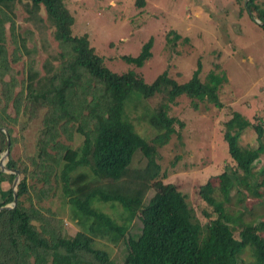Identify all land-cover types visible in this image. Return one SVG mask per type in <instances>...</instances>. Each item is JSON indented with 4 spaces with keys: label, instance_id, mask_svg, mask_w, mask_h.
Segmentation results:
<instances>
[{
    "label": "trees",
    "instance_id": "trees-1",
    "mask_svg": "<svg viewBox=\"0 0 264 264\" xmlns=\"http://www.w3.org/2000/svg\"><path fill=\"white\" fill-rule=\"evenodd\" d=\"M236 1L264 32L263 1ZM17 9L25 30L15 24ZM74 26L65 0H0V129L10 138L6 166L20 173L16 206L0 211V264H264V217L245 220V211L229 208L232 195L249 188L264 200V169L255 171L264 123L235 111L222 123L233 166L218 187H199L200 205L160 181L159 150L174 135L182 141L186 126L172 106L183 96L193 111L221 109L225 72L202 80L198 61L184 84L167 71L147 84L133 71L112 72ZM166 38L172 47L189 41L174 30ZM152 47L150 38L123 59L141 68ZM248 129L257 144L244 148ZM74 134L83 138L78 147ZM6 145L0 130V155ZM14 177L0 171V207L13 201L3 184ZM64 217L80 231L69 236ZM245 250L251 261L239 257Z\"/></svg>",
    "mask_w": 264,
    "mask_h": 264
},
{
    "label": "rangeland",
    "instance_id": "rangeland-1",
    "mask_svg": "<svg viewBox=\"0 0 264 264\" xmlns=\"http://www.w3.org/2000/svg\"><path fill=\"white\" fill-rule=\"evenodd\" d=\"M142 1V6L137 0H65V4L75 17L73 34L87 35L112 72L133 71L147 84L166 71L170 78L184 84L192 77L198 61L202 80L211 71L225 72L227 82L219 92L221 109L200 104L199 110L193 111L186 97L176 100L171 115L186 125L180 132L182 141L174 135L158 155L161 183L176 186L181 194L189 196L191 205L196 202L200 205L199 187L207 180L218 187V175L233 166L222 139V123L233 111L243 114L251 124L264 123V32L256 22L259 20L251 19L236 0ZM16 12L15 24L25 30L23 18L26 15L21 9ZM171 30L189 41L179 40L174 47L167 45L166 37ZM150 38L153 39L152 55L143 67L137 68L123 59L124 56L136 57ZM51 43L58 50L57 43ZM131 111L128 109L127 112L134 116ZM139 132L142 136L147 133L143 128ZM82 139L74 134L70 143L78 147ZM239 143L244 148L257 144L254 131L248 129ZM179 155L180 158L175 160ZM260 169H264V152L255 171ZM12 184L5 182L3 189H12ZM232 196L229 208L245 211V220L264 217V200L253 197L252 189ZM194 207L198 214L199 206ZM64 227L69 236L80 231L66 217ZM259 235L264 238V232ZM112 249L117 254V249ZM239 257L251 261L248 250Z\"/></svg>",
    "mask_w": 264,
    "mask_h": 264
},
{
    "label": "water",
    "instance_id": "water-1",
    "mask_svg": "<svg viewBox=\"0 0 264 264\" xmlns=\"http://www.w3.org/2000/svg\"><path fill=\"white\" fill-rule=\"evenodd\" d=\"M256 22H258L260 24L259 21H256ZM0 130L3 131L6 134V140H7L6 150L3 153V155L0 156V171L1 172H7V173L13 174L15 176L14 180H13V184H12L13 201L9 205L0 207V211H1V210H10V209H12V208H14L16 206V203H17V185H18V182H19L20 173H19V171L15 170L13 168H8L6 166V161L5 160L7 159L9 151H10V138L7 135L5 130H3V129H0Z\"/></svg>",
    "mask_w": 264,
    "mask_h": 264
}]
</instances>
